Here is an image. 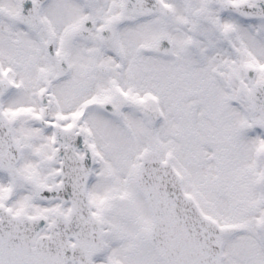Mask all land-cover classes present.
<instances>
[{
  "label": "snow or ice",
  "instance_id": "obj_1",
  "mask_svg": "<svg viewBox=\"0 0 264 264\" xmlns=\"http://www.w3.org/2000/svg\"><path fill=\"white\" fill-rule=\"evenodd\" d=\"M0 264H264V0H0Z\"/></svg>",
  "mask_w": 264,
  "mask_h": 264
}]
</instances>
